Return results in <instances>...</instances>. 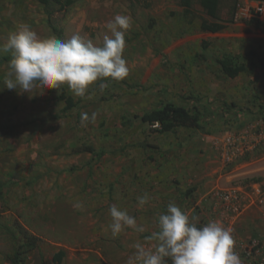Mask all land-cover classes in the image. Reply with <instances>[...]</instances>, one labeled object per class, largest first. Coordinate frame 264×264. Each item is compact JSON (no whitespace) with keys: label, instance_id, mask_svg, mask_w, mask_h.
Wrapping results in <instances>:
<instances>
[{"label":"rangeland","instance_id":"374dc122","mask_svg":"<svg viewBox=\"0 0 264 264\" xmlns=\"http://www.w3.org/2000/svg\"><path fill=\"white\" fill-rule=\"evenodd\" d=\"M180 2L75 0L47 14L35 0H0V43L27 23L42 38L54 34L67 40L79 33L99 45L111 36L105 24L114 15L132 19L123 53L129 75L106 81L103 91L93 85L90 99L63 86L77 102L66 112L55 89L22 93L4 87L8 62L0 64V264H11L15 242L29 235L38 239L25 264H53V254L61 249L64 264H127L136 242L153 243L148 237L158 230L157 218L169 202L195 217L196 224L207 212L210 195L189 192L193 181L174 173L183 164L202 188L201 176L212 171L215 188L256 182L264 189L263 175L253 177L264 166V139L225 164L220 143L226 131L236 136L264 124L257 108L264 100V67L229 78L217 63L234 56L250 64L252 52L264 58V34L233 21L244 0L222 1L219 16L228 21L217 33L197 28L206 16L195 0L192 19L183 18ZM165 101L199 105L202 128L159 132L141 121L144 112ZM93 112L96 122L81 126V113ZM82 146L96 152H77ZM181 157L213 161V168L193 160L180 163ZM144 194L149 202L139 207L137 197ZM77 202L81 209L73 207ZM111 205L127 210L146 231L127 229L113 238ZM253 209L264 216V207Z\"/></svg>","mask_w":264,"mask_h":264},{"label":"clouds","instance_id":"9594fccd","mask_svg":"<svg viewBox=\"0 0 264 264\" xmlns=\"http://www.w3.org/2000/svg\"><path fill=\"white\" fill-rule=\"evenodd\" d=\"M105 28L111 36L106 35L103 43L97 45L79 33L67 40L54 34L42 38L29 24L20 23L0 43V52L11 53L4 87L22 93L34 88L55 89L59 93L66 85L74 96L90 99L93 85L98 83L103 91L106 81L124 80L130 72L123 53L132 19L116 14ZM96 120V112L81 113V126ZM149 199L148 194L137 197L138 206L143 207ZM73 207L81 209L82 204L77 202ZM109 214L108 228L113 238L127 229L146 231L127 210L111 205ZM195 220L175 202H169L166 212L157 218L158 230L148 237L153 243L136 242L127 264H168L169 260L171 264H243L235 250L232 229L216 220L198 227Z\"/></svg>","mask_w":264,"mask_h":264},{"label":"trees","instance_id":"16d2710c","mask_svg":"<svg viewBox=\"0 0 264 264\" xmlns=\"http://www.w3.org/2000/svg\"><path fill=\"white\" fill-rule=\"evenodd\" d=\"M39 4H41L44 8V11L47 14H50L53 10L54 6H58V9L62 10L72 5L75 0H35ZM196 4L201 8V10L205 13L206 17H202L198 22V27L200 31L217 33L223 30L226 25L227 19L224 20L219 16V7L223 0H195ZM229 1V0H227ZM232 4L237 2V0H230ZM181 5L184 7L182 11L183 18L189 17L192 19V5L193 0H181ZM228 12V11H227ZM229 13V12H228ZM233 14L232 12H230ZM188 19V18H187ZM254 33H259L255 31L256 23L253 21L248 23ZM250 29V28H249ZM209 44L208 41L204 42V46ZM252 55L255 56V60L251 59V63L247 64L243 61H239L237 57L234 56H224L222 58L217 59V63L219 64L220 71L227 77H235L240 73L244 72H252L256 66L264 67V58L260 57V54H256L252 52ZM11 57V53L0 55V64L3 62H8ZM59 98L65 102V107L63 111L66 112L73 108L76 105V100L71 95L65 93L63 87L59 92ZM199 103L198 101H196ZM259 107V108H258ZM258 109L259 115L264 119V101H258ZM62 111V112H63ZM201 115L202 110L200 106L197 104H193L191 107H186L183 105L175 104L171 101H165L161 103V106L150 109L147 112H144L140 117L141 121L149 123L158 122L159 128L156 130L159 132H168L173 131L177 127H186L192 129H201ZM129 120V118H126ZM96 152V149L91 146H82L77 148V152ZM100 154L103 151L99 152ZM193 191L192 189L189 192ZM35 236H27V240L25 242H15L12 252L11 264H25L26 255L34 248L36 244ZM65 256V251L61 249L60 251H56L52 256L53 264H64L63 258ZM170 261V260H169Z\"/></svg>","mask_w":264,"mask_h":264},{"label":"built area","instance_id":"2783aa9c","mask_svg":"<svg viewBox=\"0 0 264 264\" xmlns=\"http://www.w3.org/2000/svg\"><path fill=\"white\" fill-rule=\"evenodd\" d=\"M235 22H254L259 33L264 34V1L245 0L239 4L233 17ZM154 129L159 128L158 122L151 123ZM255 132L244 131L234 136L229 131L224 132L220 139L223 163L234 160L243 151L252 149L264 139L263 125H259ZM212 202L207 206V212L201 218L198 227L211 220L222 222L224 226L233 230L235 223L240 216L250 208L262 209L264 207V189L258 183L248 186H235L213 188L210 193ZM236 246L235 250L239 253L243 264H264V228L260 234L239 236L234 230ZM171 264V261L168 262Z\"/></svg>","mask_w":264,"mask_h":264},{"label":"crops","instance_id":"0c3cea01","mask_svg":"<svg viewBox=\"0 0 264 264\" xmlns=\"http://www.w3.org/2000/svg\"><path fill=\"white\" fill-rule=\"evenodd\" d=\"M245 1V0H244ZM252 32H253V30H251ZM200 32H202V31H200ZM204 32V31H203ZM207 33H210V32H207ZM257 67V66H256ZM255 67V68H256ZM258 67H260V66H258ZM254 68V69H255ZM227 77V76H226ZM236 77V76H235ZM230 78V77H229ZM233 78V77H232ZM258 98V97H257ZM259 98H261V97H259ZM258 98V99H259ZM264 100H262V102H263ZM260 102H261V100H260ZM257 107H258V104H257ZM259 108V107H258ZM264 123V122H263ZM263 125V128H264V124H262ZM184 159H186L187 161L188 160H193V163L195 164L196 162H198L200 165H205L206 167L205 168H207V167H209V168H213V165H212V162L213 161H209V162H207L206 163V161H204L202 158H193V157H187V158H183V157H181L180 158V163H181V161L183 162L184 161ZM204 162H203V161ZM218 161H219V159H218ZM219 163H222V162H220L219 161ZM186 164V163H185ZM184 165V164H183ZM182 165V166H183ZM182 166H180L179 167V169L177 168V169H175V171H174V173H181L180 175H181V177L182 178H184L185 180H188V181H193V184H192V190H193V192L195 193V192H197L198 194H201V192L202 193H206L205 195H207V194H209L210 193V191L213 189V188H215L214 186V184H216V185H218V183H217V181L216 180H214L213 179V176H212V174L214 173V172H207V173H205L203 176H201V177H203V183H204V186H203V188H202V186L200 185V184H197V183H194V182H196L197 181V179L196 178H194V176H193V174H191L190 172H186L185 170H182ZM213 170V169H212ZM183 171H185V172H183ZM258 175L257 176H253L255 179V181H256V179L258 180V179H262V178H260L261 177V175H263V177H264V166L261 168V169H259V171H258ZM231 173L229 172V173H226V174H224V176L225 177H228L229 175H230ZM206 176H212L211 178H208V177H206ZM231 176V175H230ZM199 180H201V178L199 177L198 178ZM215 181V182H214ZM221 181V180H220ZM253 181V180H252ZM251 182V181H250ZM252 183H256V182H251V183H249L248 185H250V184H252ZM200 185V186H199ZM221 185H223V187H227L228 185L229 186H231V184H228V183H225V184H221ZM226 185V186H225ZM241 185V184H240ZM240 185H238V186H240ZM247 185V186H248ZM216 188H219V187H216ZM204 190V191H203ZM156 195V194H155ZM176 199L178 200V203L180 204V202H181V198L180 197H176ZM176 200V201H177ZM264 228V216L262 215V216H259V210H257V209H249V210H246L241 216H240V218L237 220V222L235 223V225H234V228H233V230L239 235V236H241V237H243V238H245V237H247V236H254V235H257L258 233H259V231L260 230H262ZM52 259V258H51Z\"/></svg>","mask_w":264,"mask_h":264}]
</instances>
